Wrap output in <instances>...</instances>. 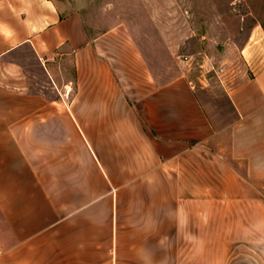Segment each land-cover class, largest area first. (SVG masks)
<instances>
[{
	"label": "crops",
	"instance_id": "crops-1",
	"mask_svg": "<svg viewBox=\"0 0 264 264\" xmlns=\"http://www.w3.org/2000/svg\"><path fill=\"white\" fill-rule=\"evenodd\" d=\"M96 2L0 0V61L28 47L54 83L58 56L75 70L57 98L0 83V264H264V33L217 128Z\"/></svg>",
	"mask_w": 264,
	"mask_h": 264
},
{
	"label": "rangeland",
	"instance_id": "rangeland-1",
	"mask_svg": "<svg viewBox=\"0 0 264 264\" xmlns=\"http://www.w3.org/2000/svg\"><path fill=\"white\" fill-rule=\"evenodd\" d=\"M108 19L124 18L142 35V48L156 71L184 72L217 128L234 122L228 92L251 77L241 55L256 28L264 33V0H97ZM185 57L188 60H185ZM54 83L28 47L0 61V83L8 90L45 92L74 78L72 58L52 61ZM165 72V73H166ZM1 225V224H0ZM9 221H2L0 250L10 246ZM216 238V237H212ZM217 253L212 251V261Z\"/></svg>",
	"mask_w": 264,
	"mask_h": 264
},
{
	"label": "built area",
	"instance_id": "built-area-1",
	"mask_svg": "<svg viewBox=\"0 0 264 264\" xmlns=\"http://www.w3.org/2000/svg\"><path fill=\"white\" fill-rule=\"evenodd\" d=\"M185 60L187 61V60H188V58H187V57H185Z\"/></svg>",
	"mask_w": 264,
	"mask_h": 264
}]
</instances>
